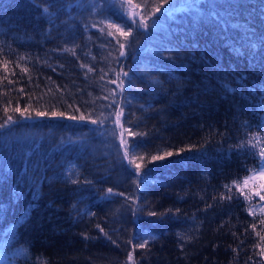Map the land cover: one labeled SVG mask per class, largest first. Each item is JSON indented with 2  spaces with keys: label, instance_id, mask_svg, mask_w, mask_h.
I'll list each match as a JSON object with an SVG mask.
<instances>
[{
  "label": "trees",
  "instance_id": "obj_1",
  "mask_svg": "<svg viewBox=\"0 0 264 264\" xmlns=\"http://www.w3.org/2000/svg\"><path fill=\"white\" fill-rule=\"evenodd\" d=\"M0 124L8 264H264V0H0Z\"/></svg>",
  "mask_w": 264,
  "mask_h": 264
},
{
  "label": "snow or ice",
  "instance_id": "obj_2",
  "mask_svg": "<svg viewBox=\"0 0 264 264\" xmlns=\"http://www.w3.org/2000/svg\"><path fill=\"white\" fill-rule=\"evenodd\" d=\"M165 3H166V4H170V0H165ZM47 11H48V9L45 8V9H44V12H47ZM162 11H163L162 8H158V9H157V12H162ZM121 19L123 20V18H121ZM123 27L128 28L129 31H123V30H121V34L124 35V36H126V37L129 36V35L131 34V26L127 24V21H123ZM144 28H145V30H147L148 25L145 24V25H144ZM120 48H121V49H125V48H126V45H124V44H120ZM126 54H127L126 51H121V52H120V56H121V57L126 56ZM83 67H84V65L81 64V68H83ZM89 71H92V69L89 68ZM127 76H128V72H127V71H123V72H122V77H127ZM118 78L120 79V83H119L118 86L123 90V87H124V79L121 78V74H118ZM10 82H11V81H10ZM108 82H109V83H115V81H112V80H110V81H108ZM113 95H114V93H113ZM5 111H7V109H5ZM15 111L20 112L21 110H20V108H16ZM25 111H27V109H25ZM122 114H123L122 112L118 113V115H122ZM37 115L40 116V117H43V116L45 115V113H37ZM52 115L55 116L56 113L53 112ZM61 115H63V113H61ZM21 116H22V117L24 116V113H23V112H21ZM24 118H25V119H30L31 117H24ZM70 118H71V119H74V117H70ZM81 119H83V117H81ZM8 120H9V121H12V117H8ZM118 122H119V121H118ZM13 123H19V121H13ZM91 123H92L93 125H96V124H97V121H96V120H92ZM6 126H7L6 124H0V129H2V128L6 127ZM133 135H135V133H133ZM122 143H123V142H122ZM139 147H140V145H139L138 143H136V142H134V141H130V142H129V148H128L127 152H126V155L131 154V153H134L135 150H136L137 148H139ZM253 147H255V145H253ZM253 155H255V153H253ZM167 156L171 157V156H172V152H168V153H167ZM158 159H161V157H158V156H154V157H153V160H158ZM140 167H141V166H140L139 164L136 165L137 172L135 173V175H136V177H138V178H141L142 176L148 174L147 171L141 173V172L139 171ZM254 171H257L258 174H259L261 177H264V148H261V149H260V160H259V162H258V168H257L256 170H254ZM245 182H246V181H245ZM134 183H137V187L140 186L139 183H138L137 181H134ZM108 192H109V194H111V193H112V189H109ZM257 195H260V194L257 193ZM38 198H39L38 193H34V199H38ZM260 200L264 201V195H260ZM133 211L135 212V209H133ZM155 214H156V213H149V215H155ZM250 214H251V213H250ZM100 231H101V233H104V230H103L102 228L100 229ZM104 234L107 235L106 233H104ZM146 245H147V240H145L143 243H139V244L137 245V247H139V248H145ZM127 259H128V261H130V262L132 261V259H133V252L129 251V252L127 253Z\"/></svg>",
  "mask_w": 264,
  "mask_h": 264
},
{
  "label": "rangeland",
  "instance_id": "obj_3",
  "mask_svg": "<svg viewBox=\"0 0 264 264\" xmlns=\"http://www.w3.org/2000/svg\"><path fill=\"white\" fill-rule=\"evenodd\" d=\"M126 14V19L124 18L123 20L118 21H116V19H114L115 21L107 20V25L112 26L117 30L120 35H122L121 30L128 31V28L123 27V21H127V23L129 22L132 24L134 21L138 20L136 14H132L130 11L126 12ZM70 164L72 163H69V166L66 165L68 167L61 171V175H63L68 180L75 178L78 172L77 167L75 165ZM257 168L258 167H256L254 170H256ZM254 170L248 172L242 178L235 181V185L236 187H239V189L249 188L250 190H252V194L255 195V198L251 200V203L253 204L252 209L255 212L264 213V201L260 200V195H264V177H261L258 172ZM257 193H259L260 195H257ZM0 264H8V262L0 257Z\"/></svg>",
  "mask_w": 264,
  "mask_h": 264
}]
</instances>
